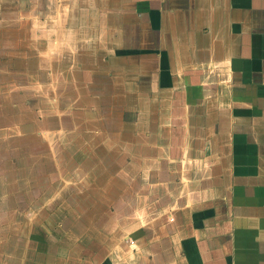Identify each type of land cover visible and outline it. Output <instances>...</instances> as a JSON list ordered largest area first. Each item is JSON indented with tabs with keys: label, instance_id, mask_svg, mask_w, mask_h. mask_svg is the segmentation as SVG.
<instances>
[{
	"label": "crops",
	"instance_id": "obj_1",
	"mask_svg": "<svg viewBox=\"0 0 264 264\" xmlns=\"http://www.w3.org/2000/svg\"><path fill=\"white\" fill-rule=\"evenodd\" d=\"M52 1L59 44L93 30L61 47V103H107L127 175L125 241L93 261L264 264V0Z\"/></svg>",
	"mask_w": 264,
	"mask_h": 264
},
{
	"label": "rangeland",
	"instance_id": "obj_2",
	"mask_svg": "<svg viewBox=\"0 0 264 264\" xmlns=\"http://www.w3.org/2000/svg\"><path fill=\"white\" fill-rule=\"evenodd\" d=\"M50 1L0 0V264H98L92 237L98 248L107 236L125 241L127 175L123 156L108 151L107 103L92 105V115L69 97L62 104L59 91L61 47L82 53L93 30L83 49L59 44L60 11L44 9ZM109 216L116 229H107Z\"/></svg>",
	"mask_w": 264,
	"mask_h": 264
}]
</instances>
